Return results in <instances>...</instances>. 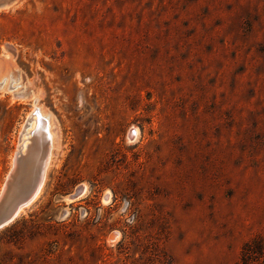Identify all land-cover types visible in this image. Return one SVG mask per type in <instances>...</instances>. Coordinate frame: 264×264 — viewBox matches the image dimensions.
Masks as SVG:
<instances>
[{
    "label": "rangeland",
    "instance_id": "obj_1",
    "mask_svg": "<svg viewBox=\"0 0 264 264\" xmlns=\"http://www.w3.org/2000/svg\"><path fill=\"white\" fill-rule=\"evenodd\" d=\"M35 110L0 264H264V0H0V195Z\"/></svg>",
    "mask_w": 264,
    "mask_h": 264
},
{
    "label": "bare ground",
    "instance_id": "obj_2",
    "mask_svg": "<svg viewBox=\"0 0 264 264\" xmlns=\"http://www.w3.org/2000/svg\"><path fill=\"white\" fill-rule=\"evenodd\" d=\"M1 84H4V80H2ZM19 95L20 96H26L24 93L19 94ZM32 116H35V118L33 117V120H32V123H34V126L31 128L32 130H30L27 134L28 135V138H27L28 143L26 144V146H24L23 152H20V147L18 148V152L14 156L13 161H12L10 173L13 170V168L15 167L16 161L17 160L19 161L21 159V157L24 156V153L28 149V146H30L32 143H34L32 156H34L36 160H38L39 158L42 157L48 163L50 153H51V149L53 148V133L51 131L50 121L48 120V118L46 116L39 113L38 111H37V114L36 113H35V115L32 114ZM42 119H44V120H42ZM44 122H46L47 125L44 124ZM28 124H29V121H26L25 126L23 127L24 132H25ZM23 161H25V163L22 166V172H21L20 176L13 182L12 190H10V192L16 196L19 195V193H21L22 191L30 188V186L34 183L35 177H36V170H37L36 164H31L30 162H28L26 160H23ZM47 163L45 165V169H46ZM45 169H44V172H45ZM43 183H44V173H43L42 180H40V182L38 184V191H37L36 196L34 197V200L40 194V190L43 186ZM30 204L26 205L25 208L28 207ZM23 209L24 208H22V209L20 208L19 211H23Z\"/></svg>",
    "mask_w": 264,
    "mask_h": 264
},
{
    "label": "water",
    "instance_id": "obj_3",
    "mask_svg": "<svg viewBox=\"0 0 264 264\" xmlns=\"http://www.w3.org/2000/svg\"><path fill=\"white\" fill-rule=\"evenodd\" d=\"M33 144L28 146L25 151L24 156L16 161L15 167L9 172V178H7L4 190L0 195V230L11 224L20 213L19 209L25 208L26 205L30 204L38 191V184L43 178V173L46 165L44 158H39L38 160L32 156ZM26 160L31 164H36V177L34 183L27 190L22 191L19 195H13L10 190H12L13 182L20 176L22 172V166Z\"/></svg>",
    "mask_w": 264,
    "mask_h": 264
},
{
    "label": "trees",
    "instance_id": "obj_4",
    "mask_svg": "<svg viewBox=\"0 0 264 264\" xmlns=\"http://www.w3.org/2000/svg\"><path fill=\"white\" fill-rule=\"evenodd\" d=\"M254 246H255L254 250H253V251H251L250 253H252V254H255V253H260V252H261V250H262V248H261L260 244H258V243H255V244H254ZM248 248H249V245H246V246L244 247V250H247ZM250 250H251V249H250Z\"/></svg>",
    "mask_w": 264,
    "mask_h": 264
},
{
    "label": "flooded vegetation",
    "instance_id": "obj_5",
    "mask_svg": "<svg viewBox=\"0 0 264 264\" xmlns=\"http://www.w3.org/2000/svg\"><path fill=\"white\" fill-rule=\"evenodd\" d=\"M36 114H37V110H36ZM42 120H44V119H42ZM44 124H46V122H44Z\"/></svg>",
    "mask_w": 264,
    "mask_h": 264
}]
</instances>
